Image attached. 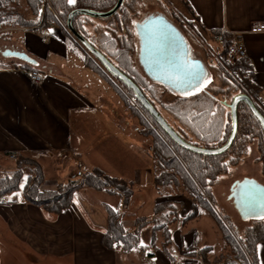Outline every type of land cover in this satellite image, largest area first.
<instances>
[{
	"label": "crops",
	"instance_id": "crops-1",
	"mask_svg": "<svg viewBox=\"0 0 264 264\" xmlns=\"http://www.w3.org/2000/svg\"><path fill=\"white\" fill-rule=\"evenodd\" d=\"M170 1L181 17L192 21L197 34L206 38L204 42L221 45L214 35L224 30L239 34L253 67L251 80L261 88L264 109V32H249L252 23H264V0ZM157 9L165 12L163 7ZM165 14L181 27L190 47L201 52L203 43L194 41L181 21ZM27 17L38 21L37 15ZM108 25L116 29L115 19ZM66 30L59 19L33 27L0 21V165L9 153L35 160L43 171L44 189L75 178L81 169H99L127 180L133 194L122 213V224L131 229L137 218L151 216L160 200L153 183L150 148L139 134L137 122L125 114L121 95L103 75L83 63V52ZM9 52L24 53L31 61ZM31 69L42 74L40 84L28 78ZM252 164L242 163V169L239 166L232 172L233 178L261 179V170ZM221 178L218 183L223 188L217 190L226 194L233 178ZM5 197L7 202L0 204V264L171 263L160 249L162 230H155L153 223L139 230L138 246L129 252L117 244L104 245L106 208L119 207L116 194L87 186L75 191L70 206L58 214L28 203L22 190ZM180 201L179 222L173 225L172 235L179 264H198L185 255L195 246L210 247L212 264L235 259L219 224L204 208L181 223L191 202L187 197ZM211 205L215 210L221 206ZM210 231L216 234L215 246L208 244ZM256 251V264H264V241L257 244Z\"/></svg>",
	"mask_w": 264,
	"mask_h": 264
},
{
	"label": "trees",
	"instance_id": "trees-1",
	"mask_svg": "<svg viewBox=\"0 0 264 264\" xmlns=\"http://www.w3.org/2000/svg\"><path fill=\"white\" fill-rule=\"evenodd\" d=\"M41 1L0 0V21L9 22L12 25H27V27H33L37 24L42 26L47 22L57 21L58 19L60 22L66 23V18L73 9L81 8L94 10L95 12H105L110 10L117 2V0H75V3H69L68 0H49V5L44 7L43 15L39 16ZM139 1H123L117 13L110 17L116 19L115 30L104 26L110 18H93L84 14L75 15L72 26L86 39L94 34L93 46L131 78L162 115L156 101L147 94L148 83L131 64V55L133 48H135L133 35H131V21H133L132 17H135ZM19 8H22V10ZM22 11L37 15L38 21L27 19L24 17L25 12ZM96 21H99V23ZM216 32L218 31H214V34ZM68 36L71 37L69 33ZM76 44L83 52V63L106 78L107 75L101 67L78 43ZM220 44L222 49L217 55L219 64L214 70L216 69L215 76L220 79L221 83L227 85V89H217L211 85L205 86L203 89L176 97L171 101L167 100L169 102L161 101L160 103L161 108L172 115V121H168L165 117L164 119L183 140L207 149L222 146L228 139L233 125L229 108L225 104L227 101L223 102L219 98L220 93L226 91H228V94L231 93L230 100L238 92L247 94L257 110L264 116V109L260 101L261 88L251 80L253 67L250 61L245 56L236 58L234 61L228 60L227 53L231 44L229 34L223 33V41ZM120 83L123 88L133 94L130 88L123 85L122 82ZM236 111L238 118L236 137H234L229 149L219 155H201L181 147L161 129L162 127L146 111L155 126V130H159L152 131L153 142L150 155L153 159V183L162 192L178 187L181 180L185 189L189 192L191 202L190 210L181 223L184 224L195 217L200 207L204 208L205 206L208 213L221 226L222 233H224L223 237L236 257L243 264H249L248 258L251 264H256L257 244L264 241V225L245 229L244 235H239L236 229L234 231L232 224L225 220V215L227 217L228 215L223 213L220 207L215 210L211 205L218 204L215 195V184L221 180V177L229 174L231 166L239 163L246 152L247 145L254 139L258 143L257 149L260 153L261 170L264 176V140L261 123L244 102L239 103ZM174 119L179 124H176L177 122ZM43 181L44 176L40 164L35 160H31V158L18 156L14 166L10 168L0 165V195L6 196L22 190L28 203L41 207L47 213L58 214L67 209L71 204L74 192L87 186L88 188L118 195L120 197L119 207L117 209L106 208L107 228L103 237L104 245L111 247L113 244H117L123 251L129 252L138 246L139 230L143 226L153 223L155 230H162L160 246L162 253L171 262L169 264H179V260H177L178 248L175 247L172 235L173 225L179 222L178 216L182 208L181 201L168 200L166 198L168 194L163 195L154 206L151 216L137 218L133 227L128 229L122 224V213L129 205L133 194L131 182L112 177L99 169L87 171L81 169L75 178L58 184L54 189L42 188ZM219 212L222 213V216H219ZM209 249L208 246H195L189 249L185 255L194 258L198 261V264H212L208 259Z\"/></svg>",
	"mask_w": 264,
	"mask_h": 264
},
{
	"label": "water",
	"instance_id": "water-1",
	"mask_svg": "<svg viewBox=\"0 0 264 264\" xmlns=\"http://www.w3.org/2000/svg\"><path fill=\"white\" fill-rule=\"evenodd\" d=\"M124 0H117L108 11L95 12L88 9H73L66 18V27L79 44L98 63L117 80L130 88L141 106L154 118L161 129L181 147L201 155H219L231 146L238 129L237 107L240 102L246 103L253 115L261 123L264 140V116L257 110L252 99L245 93L236 94L227 104L230 109L232 128L226 142L217 148H205L193 145L181 136L167 123L140 88L119 70L110 60L96 49L93 44L81 36L72 26L73 17L84 14L93 18H110L122 6ZM137 41L134 67L148 84H159L180 97L205 88L210 80L211 70L205 55L189 45L185 33L176 21L171 20L162 10L148 14L134 24ZM24 60L31 61L24 53L9 52ZM238 190L232 195L233 206L241 220L262 218L264 215V185L254 179H244L235 183ZM234 185V184H233Z\"/></svg>",
	"mask_w": 264,
	"mask_h": 264
},
{
	"label": "rangeland",
	"instance_id": "rangeland-1",
	"mask_svg": "<svg viewBox=\"0 0 264 264\" xmlns=\"http://www.w3.org/2000/svg\"><path fill=\"white\" fill-rule=\"evenodd\" d=\"M142 1V2H141ZM155 7H163L165 8V12L168 13L170 16L176 18L177 20L181 21L182 24V27L186 28L188 32V34L190 33L191 37L193 38L194 41H198L199 39V43L203 45L202 47V50L201 52L203 53V49H204V55H205V58L207 60V64L211 70V76H210V80L207 84H205L206 86H214L216 87L217 89H222V90H225L227 89V85L224 84V83H221L220 79L218 77L215 76V71L216 69L214 70V68H217V65L219 64V59H218V53L221 51L222 49V46L221 45H218V44H215L213 42H211L210 40H207V42H204L206 41L204 39V37H201L200 35L197 34V31L195 30V27L192 23L191 20H186L184 17H181L179 13H177L178 9L176 6L173 5V2L168 0V4L167 6L164 5V4H161L159 1L157 0H140L138 2V7L136 8V13H135V17L133 16L132 17V20L131 21V35H133V41H134V47L133 48V51H132V55H131V64L134 66V62H135V58H136V47H137V38H135V34H134V24L136 22H139L141 21L144 17H146L148 14H151V13H155ZM172 8L171 10H166L167 8ZM174 8V9H173ZM22 10V8H19ZM177 10V11H176ZM22 12H25V11H22ZM25 16L27 19V14H29V12H25L24 13ZM111 19V18H110ZM109 19V20H110ZM115 19V18H114ZM105 22L104 26L108 27V29H111V30H115V29H112L109 25H108V22ZM116 21V19H115ZM62 22V21H61ZM97 23H99V21H96ZM103 23V22H101ZM63 26L67 29L66 27V24L64 22H62ZM117 25V24H116ZM68 33L71 35V37L76 41V43L79 44V42L75 39V37L70 33V31L67 29ZM123 33L126 34L125 31H123ZM92 36H89L88 40L92 43L93 40H94V34H91ZM127 35V34H126ZM128 36V35H127ZM81 46V45H80ZM82 47V46H81ZM83 48V47H82ZM83 50L85 51V49L83 48ZM94 61L95 59L87 52L85 51ZM228 57V56H227ZM228 60L229 61H234V60H230V58L228 57ZM100 67L101 69L103 70V72L105 73L106 76V79L109 81V83L114 87L116 88L117 92L121 95V97L123 98V101H124V107H125V114L128 115L129 119L130 118H133L134 119V122L136 121L137 122V128H139V134L144 137L147 141L146 142V147L149 146L150 150H151V144L153 142V135H152V131L155 130V126L152 124L151 120L149 119L148 117V114L146 113V111L140 106V108H135L133 106L130 105V102L134 100H136L134 97L133 94L129 93V91H127L125 88L122 87L121 83L119 80H117L115 77L109 75V73L98 63V61L96 60L95 61ZM139 73V72H138ZM150 84H148L149 86ZM151 87V86H149ZM149 87L146 88L147 90V94L148 96L152 97V99H154V101H156V104L158 105V107L160 108V112L162 113L163 117L167 118L168 121H172V115L169 114V112L165 111L164 109L161 108L160 106V103L161 101H171V99H175L176 96H174L173 94L169 93L168 90L165 89V87H162L161 85H157L155 86V89H149ZM239 94V92L237 93ZM230 95L231 93L228 94V91L224 92V93H220L219 95V98L222 99L223 102H226L227 104L229 102H231L230 100ZM131 99V100H130ZM167 101V102H169ZM227 106V105H226ZM228 108V106H227ZM174 121H176L174 119ZM177 122V121H176ZM176 124H179L178 122ZM155 131H159L158 129L155 130ZM150 133V134H149ZM160 133V132H158ZM258 143H257V140H253L249 143V146L246 147V151H247V154L248 156H250L249 158H247L248 160V163H253L252 166L253 168L255 169H260L259 166L257 165H254L255 163L253 162V158L255 156H258ZM150 152V151H149ZM252 152V154L250 153ZM243 162H245V160H243ZM14 163L15 161H12V160H9L6 156V160L5 162L3 163V167H12L14 166ZM2 166V165H1ZM240 168L242 169L243 168V165L240 164L239 165ZM242 166V167H241ZM263 181H264V176H263ZM58 185V184H57ZM226 186V185H225ZM223 188V186L221 187L220 184L217 182L215 184V190H216V198L218 199V204L220 203L221 206H219L221 209H222V212L227 214L228 217L225 215V220L230 224H232L233 226V229L235 231L236 229V232L239 233V235H244V231L245 229H248V228H251V227H260L262 225H264V218L261 219V220H258L256 221H243L240 219V217L238 216V214L235 212H233V207H232V204L229 202L227 203L225 200H224V197L225 195L222 194V190L218 189L217 188ZM158 194L160 197H162L163 195H166L168 194L166 197L167 199L168 198H172L173 201H176V202H180L181 199H183V197H187L189 200H190V195H189V192H187V190L185 189L184 187V184L183 182L180 180L179 181V185L178 187H174V188H170V190L166 191V190H163L161 192V190H158ZM161 199V198H160ZM169 200V199H168ZM230 207V208H229ZM200 208H203L202 206ZM232 210L233 213H231L230 211ZM204 210L207 211L206 207L204 206ZM230 210V211H229ZM208 212V211H207ZM219 216H222V213L219 212L218 213ZM219 227H221L219 225ZM221 231H222V228H221ZM212 232L210 231L209 232V235H208V244H211V246H215L218 242H217V237H216V234L214 232V234H211ZM234 257H235V260L234 259H231L229 261H224L222 262L221 264H243L242 261L236 257V255L234 254Z\"/></svg>",
	"mask_w": 264,
	"mask_h": 264
},
{
	"label": "built area",
	"instance_id": "built-area-1",
	"mask_svg": "<svg viewBox=\"0 0 264 264\" xmlns=\"http://www.w3.org/2000/svg\"><path fill=\"white\" fill-rule=\"evenodd\" d=\"M158 1V0H157ZM161 4H164L167 6L168 0H159ZM46 5H49V0H42L39 4V16L43 15L44 13V7ZM249 32L251 33H261L264 32V23L262 22H254L250 26ZM223 33H227L226 30L216 33L214 35V40L219 43H222L223 41ZM231 36V44L228 49L227 56L230 58V60H235L236 58H241L245 56V49L240 43L239 34L238 33H232ZM28 78L34 83V84H40L42 82V74L34 69L27 71ZM135 98V97H134ZM136 99V98H135ZM131 100V99H130ZM130 105L135 108H140L141 104L136 100L133 99V101L130 102ZM140 105V106H139ZM142 107V106H141ZM7 158L12 161H17V155L14 153H9L7 155ZM7 202V199L5 196L0 195V204H4ZM234 259V258H233ZM235 260V259H234ZM249 264H251L250 259Z\"/></svg>",
	"mask_w": 264,
	"mask_h": 264
},
{
	"label": "flooded vegetation",
	"instance_id": "flooded-vegetation-1",
	"mask_svg": "<svg viewBox=\"0 0 264 264\" xmlns=\"http://www.w3.org/2000/svg\"><path fill=\"white\" fill-rule=\"evenodd\" d=\"M135 34V33H134ZM135 38H136V36H135ZM136 41H138V39L136 40ZM157 85H159V84H151V85H149V86H151V88L154 90L155 89V86H157ZM232 100V99H231ZM230 103V102H229ZM226 105H227V103H225ZM238 108V107H237ZM229 112H230V109H229ZM237 134V133H236ZM236 137V136H235ZM255 140V139H254ZM234 141V140H233ZM233 143V142H232ZM232 145V144H231ZM247 146H249V144L247 145ZM258 150V149H257ZM247 154V151L245 152V154L241 157V159H240V161H239V163L238 164H236V165H234V166H231V168H230V171H229V174L227 175V176H223V178H233V176H232V172L233 171H235V169L236 168H238L239 167V165L240 164H242V163H247L248 162V160H247V158H249L250 156H248V155H246ZM258 156H255L254 158H253V162L254 163H256V165H258L259 166V168H260V170H261V164H262V161H261V159H260V153H259V150H258ZM243 160H245V162H243ZM247 161V162H246ZM261 179H258V178H255V177H253V176H242V177H236V178H233L232 179V181H231V183L228 185V187L226 188V190L225 191H227L226 192V194H225V192L223 193L224 195H225V201L226 202H230L231 204H232V206L234 205L233 204V198L231 197L232 195H235V192L238 190V188H237V185L235 184L236 182L238 183V182H240V181H242V180H244V179H254V180H256L258 183H260V184H262V185H264V181H263V172H262V170H261ZM222 179V178H221ZM262 180V181H261ZM234 184V185H233ZM226 187V186H225ZM216 192V191H215ZM235 209V208H234ZM235 211H236V209H235ZM262 218H264V215H263V217ZM262 218H255V219H252V218H250V219H248L247 221H256V220H261Z\"/></svg>",
	"mask_w": 264,
	"mask_h": 264
},
{
	"label": "snow or ice",
	"instance_id": "snow-or-ice-1",
	"mask_svg": "<svg viewBox=\"0 0 264 264\" xmlns=\"http://www.w3.org/2000/svg\"><path fill=\"white\" fill-rule=\"evenodd\" d=\"M69 3H75V0H68Z\"/></svg>",
	"mask_w": 264,
	"mask_h": 264
}]
</instances>
